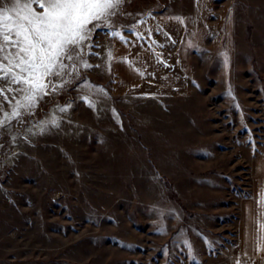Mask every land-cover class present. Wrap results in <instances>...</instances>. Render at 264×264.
<instances>
[{
    "label": "rangeland",
    "instance_id": "1",
    "mask_svg": "<svg viewBox=\"0 0 264 264\" xmlns=\"http://www.w3.org/2000/svg\"><path fill=\"white\" fill-rule=\"evenodd\" d=\"M170 2L126 0L92 67L0 129V264H233L264 151V0H227L230 47L196 52L190 95L119 96L113 33Z\"/></svg>",
    "mask_w": 264,
    "mask_h": 264
},
{
    "label": "crops",
    "instance_id": "2",
    "mask_svg": "<svg viewBox=\"0 0 264 264\" xmlns=\"http://www.w3.org/2000/svg\"><path fill=\"white\" fill-rule=\"evenodd\" d=\"M178 2L149 10L112 39L114 89L119 96L190 95L195 89L196 52L230 47L227 33L233 22L227 0H181L182 7ZM251 178L250 193L240 201L236 218L233 264H264V241L257 239L258 225L252 215L264 184V151L252 159Z\"/></svg>",
    "mask_w": 264,
    "mask_h": 264
},
{
    "label": "snow or ice",
    "instance_id": "3",
    "mask_svg": "<svg viewBox=\"0 0 264 264\" xmlns=\"http://www.w3.org/2000/svg\"><path fill=\"white\" fill-rule=\"evenodd\" d=\"M125 2L0 0V96L9 101L8 94H14L10 110L0 115V129L13 120L23 123L22 117L33 115L44 97L64 91L79 79L80 68L92 67L84 59L91 53L84 50L92 47L89 41L94 31L108 27ZM48 123L58 127L55 117L33 127L43 132ZM254 203L259 205L252 214L258 225L257 239L264 241V184Z\"/></svg>",
    "mask_w": 264,
    "mask_h": 264
}]
</instances>
